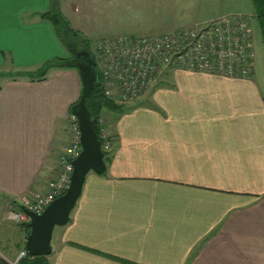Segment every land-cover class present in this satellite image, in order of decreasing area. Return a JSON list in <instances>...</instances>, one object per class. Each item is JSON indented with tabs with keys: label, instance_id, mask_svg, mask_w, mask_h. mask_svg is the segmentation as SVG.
<instances>
[{
	"label": "crops",
	"instance_id": "1",
	"mask_svg": "<svg viewBox=\"0 0 264 264\" xmlns=\"http://www.w3.org/2000/svg\"><path fill=\"white\" fill-rule=\"evenodd\" d=\"M53 6L0 0V80L71 58L44 18ZM60 11L95 45L102 39L79 25L103 11L125 36L231 13L222 0H60ZM163 75L168 82L142 98L104 110L113 141L105 172L88 174L68 224L55 228L49 264H264V98L254 77ZM2 80L0 264H11L26 249L28 223L10 213L57 176L82 81L67 66Z\"/></svg>",
	"mask_w": 264,
	"mask_h": 264
},
{
	"label": "built area",
	"instance_id": "2",
	"mask_svg": "<svg viewBox=\"0 0 264 264\" xmlns=\"http://www.w3.org/2000/svg\"><path fill=\"white\" fill-rule=\"evenodd\" d=\"M246 18L222 16L191 28L165 34H146L102 39L96 45V56L102 76V91L109 101L122 105L135 101L158 82L165 70H184L226 79L252 80L255 74L253 32ZM96 127L102 151L113 147L112 135L105 117ZM82 152L77 118L71 115V142L59 157L57 176L46 189L19 199L20 214L10 218L30 223L24 210L41 215L63 196L71 185L73 162ZM28 256L26 249L11 264H21Z\"/></svg>",
	"mask_w": 264,
	"mask_h": 264
},
{
	"label": "water",
	"instance_id": "3",
	"mask_svg": "<svg viewBox=\"0 0 264 264\" xmlns=\"http://www.w3.org/2000/svg\"><path fill=\"white\" fill-rule=\"evenodd\" d=\"M67 48L71 51V48ZM74 54L85 59L84 62L76 63L82 81V94L79 102L72 108V115L77 118L79 125L82 152L73 162L74 171L68 191L52 202L41 215L24 210V213L30 219V232L26 241V251L31 257H48L51 255L54 230L56 227L68 224L70 215L81 196L88 174L93 172L100 175L106 169L105 154L102 151L101 141L98 138L86 104L97 78H100L99 74L96 76L93 71L98 64L87 52H75ZM64 66H67V64H64Z\"/></svg>",
	"mask_w": 264,
	"mask_h": 264
},
{
	"label": "trees",
	"instance_id": "4",
	"mask_svg": "<svg viewBox=\"0 0 264 264\" xmlns=\"http://www.w3.org/2000/svg\"><path fill=\"white\" fill-rule=\"evenodd\" d=\"M54 2V10L49 11L44 15V18L51 22L58 37L61 41L69 48H71V58L70 59H55L46 63L40 70L33 73H24L17 72L14 74H8L10 77H20V76H30L32 78L42 79L44 78L50 69L54 67H63L64 64H67V67L76 68L77 63V55L75 52H87L89 56L98 64L97 56L93 54L90 49V41L84 38L83 34L73 30L65 16L60 11V0H53ZM253 8H254V18L257 22V25L260 30L261 38L264 44V0H252ZM83 60V59H82ZM65 67V66H64ZM96 76L99 74L100 78H97L92 91L90 92L86 104L88 110L90 112L91 120L93 125L95 126L97 135L99 136L98 129L96 127L97 120L103 116V112L105 109H116L117 105L113 102L109 101L105 98L102 91V76L99 68V64L97 68L93 69ZM163 75V74H162ZM161 75V76H162ZM76 104H74L75 106ZM73 106V107H74ZM105 163L107 162V154L104 156ZM105 171H103L104 173ZM102 173V174H103ZM30 227L29 223L27 225V233L29 234ZM21 264H49L47 261V257H31L27 256L24 260L21 261Z\"/></svg>",
	"mask_w": 264,
	"mask_h": 264
},
{
	"label": "rangeland",
	"instance_id": "5",
	"mask_svg": "<svg viewBox=\"0 0 264 264\" xmlns=\"http://www.w3.org/2000/svg\"><path fill=\"white\" fill-rule=\"evenodd\" d=\"M222 1L224 2L225 9H228V11H231V13L225 14L222 16L231 17V18L232 17L246 18L247 22L250 21L248 24H250V27H251L252 32H253V41H254V50H255L254 79H255V82H256V84H257V86H258V88H259V90H260V92L264 98V44H263V41L261 38L259 27L257 25L255 18H254V8H253L252 0H222ZM194 7L198 8L199 3L197 2L194 5ZM120 14H121V12L118 13L117 16H119ZM87 15L89 17L91 16L89 14H87ZM114 15L116 18V12L114 13ZM105 16H108V12H105V11L100 12V21L99 20L93 21V20L87 19V20H84V23H81L79 26L81 29L86 30V33L90 32L92 35H94V33L97 34L98 35L97 39L122 38V37H116V36L126 37L124 34L130 33V32H123L120 27H117V25H115V22H114V25H112V21L106 22L107 19H105ZM222 16H220V17H222ZM220 17H217V18H220ZM217 18H215V19H217ZM209 21H211V20L201 21L200 23H206ZM107 23H108V26H107ZM94 25H97V26H94ZM149 34H153V33H149ZM160 34H165V33H160ZM142 35H146V34H142ZM135 36H141V35H135ZM88 39L90 41V49L93 52V54L95 55L96 54V52H95L96 45L94 44V39H92L91 37H89ZM43 65L41 67H43ZM2 72H4V70H2ZM9 72L4 73L3 80L1 79L2 81H6L7 79H10V76L7 75L8 73L9 74L15 73L13 71H9ZM34 73L35 72H33V74ZM205 75H208V74H205ZM209 76H212V75H209ZM162 77H164V75H162L159 78L157 83H159V84H161L162 82L166 83L165 81H167V78L162 79ZM1 80H0V82H1ZM151 90H152V88H151ZM151 96L152 95H149L146 98L151 99ZM131 102H134V101H131Z\"/></svg>",
	"mask_w": 264,
	"mask_h": 264
},
{
	"label": "flooded vegetation",
	"instance_id": "6",
	"mask_svg": "<svg viewBox=\"0 0 264 264\" xmlns=\"http://www.w3.org/2000/svg\"><path fill=\"white\" fill-rule=\"evenodd\" d=\"M76 60H77V62H84L85 59L83 57H77Z\"/></svg>",
	"mask_w": 264,
	"mask_h": 264
}]
</instances>
